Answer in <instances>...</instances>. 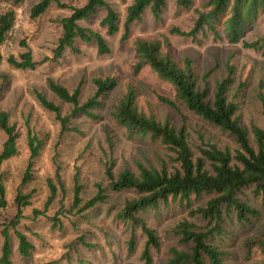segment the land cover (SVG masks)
<instances>
[{
	"label": "rangeland",
	"instance_id": "obj_1",
	"mask_svg": "<svg viewBox=\"0 0 264 264\" xmlns=\"http://www.w3.org/2000/svg\"><path fill=\"white\" fill-rule=\"evenodd\" d=\"M40 0H23L16 8L17 19L7 41L0 47V110L10 115L16 126L18 154L0 167V178L6 188L7 206L0 207V257L4 242L3 230L7 229L13 250L14 264H143L141 255L146 237L140 229H132L118 222L116 215L126 199L136 197L134 192H115L110 189L105 177V164H114V174L128 168L138 173V164L172 170L176 166L173 154L159 143L149 138L128 139L124 130L118 128L110 119L113 106L126 93L127 87L133 85L138 90V101L145 112H153L159 119H170L177 126L185 125L190 134L193 149L204 144H215L219 148L237 147L234 139L218 128L212 127L194 114L188 112L180 103L178 109H172L161 103L156 94L172 100L175 94L172 88L161 82L149 69L135 75L133 42L136 38L168 37L172 52L180 62L185 57L195 62L199 75L211 73L213 86L225 75V65L231 62L236 66V83L232 92L234 100L240 104L242 123L251 131L252 126L264 129V55L253 49L243 47V42H252L264 33L259 25L248 31L242 42L230 44L224 37L215 39L199 34L193 38L173 36L170 30L178 27L190 31L198 18V11L204 0H191L189 8L177 6V0H167V7L160 20H155L151 11L146 10L140 22L132 25L129 38L122 41L127 8L134 0H106L118 13L120 31L110 36L101 21L105 11L80 25L100 33L107 40L111 53L100 56L94 43L77 42L79 53L66 50L57 61H45L53 58L59 39L63 34L60 21L71 15L69 9H61L52 3L42 16L32 19L31 8ZM72 7H81L86 0H60ZM13 8L12 2L0 0V15ZM29 46L33 58L41 63L36 70H15L7 64L11 55L18 57L25 49L21 42ZM7 77L5 80L4 77ZM113 76L118 79L117 88L110 92L104 108L98 111L100 121H93L84 116H71V106L62 103L48 89V80L53 79L70 91L81 86V104H84L95 91L92 79ZM2 82L5 84L2 85ZM261 84L263 86H261ZM4 86V89L1 87ZM35 91L43 92L48 99L61 107L62 117H70L67 129L63 130L54 113L44 110L35 98ZM73 129H78V133ZM42 142L39 157L32 169V179L22 185L24 172L28 166L30 151L28 147L29 132ZM6 136L0 131V152ZM60 167L64 192L59 189L58 198L44 215L36 216L34 210L45 211L49 196L48 178H55V169ZM79 172L81 198L90 200L103 189L106 201L93 209L79 213L72 210L74 198V176ZM31 195L30 206L22 210L18 219L17 196ZM64 201V212L60 214L61 227L54 228L53 220L61 210L60 201ZM252 202L262 211L247 232L233 229L234 237L229 246L236 255L237 264H256L260 259L246 261L241 247L242 238L254 233L264 224V207L261 201ZM148 225L156 231L161 241L160 252H153L154 264H165L170 246L177 244L173 229L176 224L188 218V210L179 202L171 201L163 205L158 213L151 212L146 217ZM16 228L12 226L17 222ZM16 231L27 236L34 250L29 258H23L18 251ZM135 233L136 247L130 254L128 243Z\"/></svg>",
	"mask_w": 264,
	"mask_h": 264
},
{
	"label": "trees",
	"instance_id": "obj_2",
	"mask_svg": "<svg viewBox=\"0 0 264 264\" xmlns=\"http://www.w3.org/2000/svg\"><path fill=\"white\" fill-rule=\"evenodd\" d=\"M12 2L10 8L0 15V47L7 41L16 19V8L23 0H5ZM61 9H69L71 15L62 19L63 34L59 39L53 58L45 61H57L66 50L79 53L77 42L94 43L100 56L108 55L111 49L105 37L98 32L80 25L105 11L101 26L110 36L120 31L118 13L106 0H86L81 7L63 4L60 0H40L31 8V17L36 19L47 12L52 3ZM191 0H177L180 8H189ZM167 7V0H134L128 6L124 23L122 41L129 38L132 25L142 20L149 9L155 20H160ZM198 18L190 31L173 27V36L193 38L201 34L215 39L225 38L230 44L242 42L245 34L259 25L264 27V0H204L197 12ZM25 52L18 57L7 58L9 67L15 70H36L45 61L39 63L25 41L21 42ZM243 47L261 52L264 55V33L252 42H243ZM135 53L132 70L135 75L149 69L157 78L168 84L175 94L172 100L161 94L157 99L168 107L177 110L180 103L188 112L200 118L206 124L227 132L236 144L232 151L229 147L219 148L215 144H204L193 149L189 140V132L185 125L177 126L170 119L161 120L153 112H145L139 105L138 90L133 85L127 87L126 93L113 106L110 119L114 125L124 130L128 139L149 138L159 143L171 154L176 166L169 170L138 164V173L126 168L118 175L114 174V164H105V177L109 187L115 192L130 191L136 194L126 199L116 215L118 222L132 229H140L146 237L141 255L143 264H154L153 252H160L161 241L156 231L146 220V216L158 213L163 205L171 201L179 202L188 210V218L180 221L173 229L177 244L167 251L165 264H237L236 255L229 246L234 237L233 229L241 233L247 232L262 217V211L252 202L261 201L264 207V129L252 126L250 131L241 121L240 104L232 95L236 83V66L230 61L225 65V75L213 86L211 73L199 75L195 62L185 57L178 61L172 52V44L168 37L136 38L133 42ZM6 80L7 77L5 76ZM5 83L2 82V85ZM49 91L62 103L71 106V116H84L93 121H100L98 111L104 108L107 95L118 86V79L113 76L92 79L94 94L81 104V86L70 91L53 79L48 82ZM261 86H263L261 84ZM4 89V86L1 89ZM35 98L40 106L54 113L66 130L70 117H62L61 107L40 91H35ZM0 131L6 136L0 152V167L18 154L16 126L12 124L10 115L0 110ZM78 133V129H73ZM28 147L30 158L24 172L22 185L32 179V169L39 157L42 142L29 132ZM60 167L55 169V178L47 179L49 196L45 203V211L34 210L36 216L44 215L58 198L59 189L64 192V184ZM79 172L74 176V198L72 210L79 213L93 209L106 201L103 189L98 186L97 195L84 202L81 198ZM31 195L17 196L18 219L22 210L30 206ZM7 206L6 188L0 178V207ZM61 210L53 220L54 228L61 227L60 214L64 212V201H60ZM17 222L12 226L16 228ZM242 238L241 247L246 261L260 259L256 264H264V224L260 230ZM4 242L1 248L0 264H14L13 250L8 230L2 232ZM18 251L23 258H29L34 250L27 236L16 231ZM135 233L131 234L128 243L129 253L135 251ZM55 264V263H47Z\"/></svg>",
	"mask_w": 264,
	"mask_h": 264
}]
</instances>
